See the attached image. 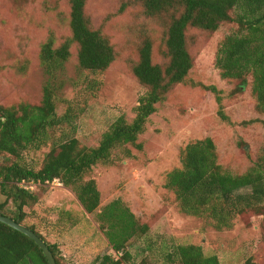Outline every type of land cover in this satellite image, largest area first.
<instances>
[{
  "label": "rangeland",
  "instance_id": "374dc122",
  "mask_svg": "<svg viewBox=\"0 0 264 264\" xmlns=\"http://www.w3.org/2000/svg\"><path fill=\"white\" fill-rule=\"evenodd\" d=\"M121 1L89 0L86 4L93 27L104 32L116 52L109 68L94 77L78 66L74 44L67 61L53 66L40 63V46L49 35L55 46L69 36L68 0H22L17 6L22 10L11 0H0V105L39 104L48 85L56 94L58 115L69 105L74 108L72 125L64 124L61 131L87 147L97 146L118 117L131 121L138 98L145 92L130 71L137 59L138 36L143 32L159 39L161 29L136 16L137 8L120 14ZM236 29L235 23H224L213 33L189 30L193 67L185 82L157 104L139 136L142 148H131L130 156L118 149L110 163L95 166L87 176L96 181L100 191V206L94 213H86L72 189L60 181L28 183L38 201L26 208L21 224L33 226L57 245L60 264H96L102 255L116 256L100 228L98 213L117 198L148 226L146 234L130 242V258L125 264H136L146 256L152 264H165L164 252L179 244L199 245L204 255L215 254L220 264H264L262 214L237 215L229 227L219 229L207 214L182 212L164 187L166 173L180 166V151L189 142L212 138L222 169L232 174L245 172L264 146V114L255 109L250 78L239 90L236 81L221 79L215 67L219 42ZM155 60L161 59L156 56ZM89 78L99 80L97 90L87 88ZM46 151L48 148L31 151L26 159L39 167ZM4 199L0 193V203ZM5 211L13 214L11 202Z\"/></svg>",
  "mask_w": 264,
  "mask_h": 264
},
{
  "label": "trees",
  "instance_id": "16d2710c",
  "mask_svg": "<svg viewBox=\"0 0 264 264\" xmlns=\"http://www.w3.org/2000/svg\"><path fill=\"white\" fill-rule=\"evenodd\" d=\"M16 9L22 0H11ZM26 0H23V2ZM89 0H68L69 36L55 46L49 35L40 46L42 65L53 66L71 56L77 47L78 66L98 76L115 60V48L100 28H94L86 14ZM19 6V7H20ZM137 8L135 15L160 27L159 39L149 34L138 36L137 59L131 73L145 87L134 107V117L127 121L118 117L106 130L95 147L82 145L74 136L61 130L72 125L73 106L62 115L56 112V94L45 85L39 104L20 102L0 105V214L23 223L26 208L38 201L36 193L20 183L45 184L58 179L71 188L86 213L100 206L96 181L87 176L99 164H108L113 154L122 149L130 156L131 148L140 150L139 136L146 130L149 117L178 84L185 82L194 64L189 49L190 29L215 32L221 24L235 23V32L218 44L215 67L221 79L236 81L241 90L248 85L255 99V109L264 114V0H122L118 12ZM157 41V42H156ZM156 56L161 60L156 61ZM86 86L97 90L99 80L89 78ZM216 91V89H215ZM221 97L217 94L219 106ZM222 117L224 115L222 114ZM59 133L57 137L55 134ZM48 148L37 164L26 157L31 151ZM212 138L205 137L186 144L180 151V166L166 173L164 187L174 195L180 210L188 215L207 214L217 228L229 227L237 215L254 212L264 217V146L252 165L241 174L222 169ZM11 202L15 211H5ZM100 228L111 249L120 256L105 254L96 264H125L130 258L128 246L135 238L148 232V226L120 198L104 205L98 213ZM43 239L56 263L58 248L49 243L33 226H27ZM149 248L150 245H147ZM165 264H220L213 254L206 256L194 244L171 245L163 254ZM0 264H48L38 245L23 233L0 222ZM136 264H152L148 256ZM247 264H255L248 261Z\"/></svg>",
  "mask_w": 264,
  "mask_h": 264
},
{
  "label": "water",
  "instance_id": "95a60500",
  "mask_svg": "<svg viewBox=\"0 0 264 264\" xmlns=\"http://www.w3.org/2000/svg\"><path fill=\"white\" fill-rule=\"evenodd\" d=\"M0 222L4 223L11 228L23 233L24 235L28 236L30 239H32L38 247L42 250L43 255L47 259L48 264H57L55 257L53 256L51 250L49 249V246L47 243L41 239L33 230H31L29 227L17 222L13 218L0 214Z\"/></svg>",
  "mask_w": 264,
  "mask_h": 264
},
{
  "label": "built area",
  "instance_id": "2783aa9c",
  "mask_svg": "<svg viewBox=\"0 0 264 264\" xmlns=\"http://www.w3.org/2000/svg\"><path fill=\"white\" fill-rule=\"evenodd\" d=\"M52 182H53V183L57 182V184H59V180H58V179H55V180H53ZM20 185L23 186V187H25V188L31 187V184L26 185V183H23V182L20 183ZM114 253H115V252H114ZM115 255H116V256H120L121 253H120V252H117V253H115Z\"/></svg>",
  "mask_w": 264,
  "mask_h": 264
}]
</instances>
